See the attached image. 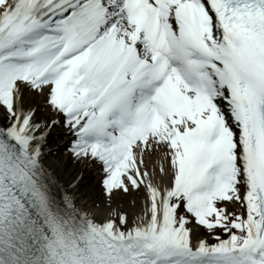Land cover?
<instances>
[{"label": "snow or ice", "instance_id": "1", "mask_svg": "<svg viewBox=\"0 0 264 264\" xmlns=\"http://www.w3.org/2000/svg\"><path fill=\"white\" fill-rule=\"evenodd\" d=\"M0 119V264H264V0H0Z\"/></svg>", "mask_w": 264, "mask_h": 264}, {"label": "bare ground", "instance_id": "2", "mask_svg": "<svg viewBox=\"0 0 264 264\" xmlns=\"http://www.w3.org/2000/svg\"><path fill=\"white\" fill-rule=\"evenodd\" d=\"M26 103L42 105L43 98L35 97L34 99L27 100ZM36 117L37 119L49 120L52 118V115L44 110L37 111ZM73 138L71 135H67L62 127H54L48 136V145L52 151L45 153L42 162L52 172L55 179L65 187H67L77 172L82 170L84 176L80 183L79 191L75 192L76 204L91 216L99 219L106 212L103 207L104 198L100 183L102 179L99 171L100 166L93 163L90 167L82 169L79 164L72 160L70 155L65 154V149ZM49 152L52 153V156L47 158L46 154ZM157 156L158 154L153 152L151 155H146L145 157V164L154 175L159 172L161 166L165 167V169L167 168V162L163 159H158ZM97 205L100 207L98 208ZM139 210V206L137 205L134 211L139 212Z\"/></svg>", "mask_w": 264, "mask_h": 264}, {"label": "rangeland", "instance_id": "3", "mask_svg": "<svg viewBox=\"0 0 264 264\" xmlns=\"http://www.w3.org/2000/svg\"><path fill=\"white\" fill-rule=\"evenodd\" d=\"M48 118H50V117H48ZM2 119H0V121H1ZM52 156V153L51 152H49V153H47L46 154V157L47 158H49V157H51ZM201 235H203V232L201 231L197 236H193V240L195 241L196 239H198L199 238V236H201Z\"/></svg>", "mask_w": 264, "mask_h": 264}]
</instances>
